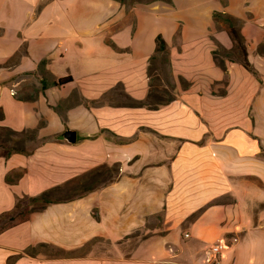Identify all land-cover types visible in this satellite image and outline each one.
I'll use <instances>...</instances> for the list:
<instances>
[{"label":"crops","instance_id":"1","mask_svg":"<svg viewBox=\"0 0 264 264\" xmlns=\"http://www.w3.org/2000/svg\"><path fill=\"white\" fill-rule=\"evenodd\" d=\"M216 12L241 21L256 75L214 59L216 45L232 46ZM131 15L133 24L120 0H0V126L38 129L39 140L30 155H0V215L18 198L120 167L102 188L1 230L0 264H175L155 258L170 255L171 244L149 242L179 228L197 243L231 247V264H264V56L256 52L264 0L155 1L135 4ZM157 35L168 46L176 97L150 107ZM29 78L38 91L20 87ZM66 130L75 143L63 139ZM142 228L149 236L130 244L126 237H142ZM95 238L116 255L98 253L97 244L75 258L23 254L39 243L74 251ZM208 259L197 254L196 264Z\"/></svg>","mask_w":264,"mask_h":264},{"label":"trees","instance_id":"2","mask_svg":"<svg viewBox=\"0 0 264 264\" xmlns=\"http://www.w3.org/2000/svg\"><path fill=\"white\" fill-rule=\"evenodd\" d=\"M155 1L167 4L171 3V0H120L121 4L126 8V13L130 17L132 24L133 18L131 15V8L138 3L147 4ZM213 16L216 20H221L228 26V35L232 42V47L229 49L216 45V48L213 50V56L218 62V65L223 66L222 63L225 59L236 61L243 65L248 71L256 75L255 70L248 62V43L240 31L241 21L223 13L216 12ZM256 52L258 55L264 56V41L258 45ZM24 54H27V52L22 49L14 57V59H18V57ZM13 61L15 60H11V62ZM9 64L10 63L8 62L4 66H8ZM45 67L46 61H41L38 64L37 74L41 83V91L46 89V85L44 83L45 75L47 74ZM148 77L150 92L148 95V103L144 105L155 107L157 105L167 104L176 97L175 85L170 69L168 46L161 35L156 36L154 53L148 59ZM69 81L70 78L60 79L56 85H62ZM132 105L141 104L132 103ZM55 110L64 118L61 106L56 107ZM1 117L2 115L0 113V118ZM35 142V145H31ZM38 146V129L16 132L0 126V148L3 149V152L0 154L1 156L8 157L11 154L30 155ZM119 176V165L115 164L111 167L102 166L63 185L55 186L46 190L38 196H25L18 198L14 209L11 212L0 215V231L11 227L18 222L26 221L30 214L43 211L49 204L72 201L84 194L102 188L108 183L118 179ZM148 236L149 235H143L142 237H139L137 234H134L126 238L131 240L134 239L136 244ZM103 242H105L103 239L95 238L82 248L74 251H66L51 244L39 243L35 247L26 249L23 254L30 257H36L39 255L46 258H75L84 255L88 250L87 248L92 245Z\"/></svg>","mask_w":264,"mask_h":264},{"label":"rangeland","instance_id":"3","mask_svg":"<svg viewBox=\"0 0 264 264\" xmlns=\"http://www.w3.org/2000/svg\"><path fill=\"white\" fill-rule=\"evenodd\" d=\"M252 50H253V46H252ZM33 81L34 80L29 78L25 80V82L20 87L23 88V91H29V92L35 91V89L37 88H35ZM36 91H38V89ZM35 144L36 142L31 145H35ZM2 152H3V149L0 148V154ZM144 232H145V229L142 228L139 234L143 235ZM184 233L185 232L183 228H179L176 230H170L162 238H157L149 242V247L158 246L159 248L162 244H165V243L166 244L169 243L173 246L174 251H172L170 255H157L155 256V258L157 260L160 259V260L172 261V262H175V264H196L197 254H199V258H201V256L207 258L209 251L211 250V247L215 245L216 243H213V241H210V240L204 243H197L192 238L191 239L185 238ZM128 242L132 244V243H135V240L133 239ZM96 244L99 248H103L102 250L101 249L98 250L97 251L98 253L104 256L106 255L110 257L116 255L113 248H111V246H109L108 244L106 243H96ZM148 252L149 250L144 249V248H140L138 250V254H141L144 257H145V254H147ZM233 258H234V255H233V251L231 247L226 245L221 251L220 255H218L216 259H214L213 262L211 261L210 263L217 264L219 263V259H221V264H231L233 262ZM240 262L237 261V264H240Z\"/></svg>","mask_w":264,"mask_h":264},{"label":"built area","instance_id":"4","mask_svg":"<svg viewBox=\"0 0 264 264\" xmlns=\"http://www.w3.org/2000/svg\"><path fill=\"white\" fill-rule=\"evenodd\" d=\"M233 242L236 241L235 238L232 239ZM226 246V244L222 243V242H219V243H216L215 245H213L211 247V250L209 251V259L208 261H212L214 259H216V257L221 253V251L223 250V248Z\"/></svg>","mask_w":264,"mask_h":264},{"label":"water","instance_id":"5","mask_svg":"<svg viewBox=\"0 0 264 264\" xmlns=\"http://www.w3.org/2000/svg\"><path fill=\"white\" fill-rule=\"evenodd\" d=\"M63 139L70 144H73L76 142L77 137H76V132L73 130H66L63 133Z\"/></svg>","mask_w":264,"mask_h":264}]
</instances>
